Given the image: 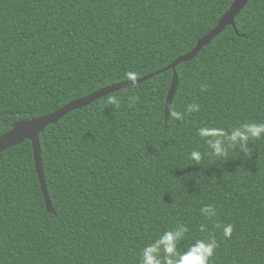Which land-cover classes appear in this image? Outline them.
I'll list each match as a JSON object with an SVG mask.
<instances>
[{
    "label": "trees",
    "instance_id": "trees-1",
    "mask_svg": "<svg viewBox=\"0 0 264 264\" xmlns=\"http://www.w3.org/2000/svg\"><path fill=\"white\" fill-rule=\"evenodd\" d=\"M234 0H0V137L192 52ZM198 55L75 110L39 135L47 210L32 142L0 153V264H139L177 223L180 249L215 236L209 264H264V136L210 154L197 128L264 122V0H251ZM204 86L202 89L201 86ZM120 99V107L107 103ZM138 97L134 105L129 96ZM199 149L200 165L189 153ZM214 205L217 216L200 213ZM232 224V237L222 227ZM206 229L201 231V225Z\"/></svg>",
    "mask_w": 264,
    "mask_h": 264
},
{
    "label": "clouds",
    "instance_id": "clouds-1",
    "mask_svg": "<svg viewBox=\"0 0 264 264\" xmlns=\"http://www.w3.org/2000/svg\"><path fill=\"white\" fill-rule=\"evenodd\" d=\"M128 80L134 81L136 74L127 72ZM202 89L204 86H201ZM129 104L134 105L138 97L129 96ZM107 103L116 108L120 107L119 97L109 96ZM200 106L196 103H190L185 111H171V116L175 120H184L186 116L198 112ZM197 135L204 141L210 154L215 156L218 161L227 160L229 149L239 148L241 151H247L251 139H260L264 136V122L261 123H240L239 126L225 129L223 127H214L208 124L197 128ZM201 151L193 149L189 153V159L193 164L200 165L203 159ZM200 213L205 219L212 220L217 216V209L214 205H205L200 209ZM222 227L223 236L231 238L233 233L232 224L217 225ZM206 229V225H201V231ZM189 229L182 223H177L173 228L166 229L159 234L157 239L151 240L141 249L139 254V264H209V260L215 254L218 248V242L215 236L209 235L208 238H197L194 242L185 245L184 250L180 249V244L186 239V233Z\"/></svg>",
    "mask_w": 264,
    "mask_h": 264
},
{
    "label": "water",
    "instance_id": "water-1",
    "mask_svg": "<svg viewBox=\"0 0 264 264\" xmlns=\"http://www.w3.org/2000/svg\"><path fill=\"white\" fill-rule=\"evenodd\" d=\"M250 1L251 0H234L229 10L219 20V23L216 26V28L212 32H210L207 36L200 39L192 52L178 58L173 64L166 67L165 69L138 80L107 86L101 90L92 93L89 96L83 97L81 99L69 103L68 105L64 106L63 108L57 110L56 112L50 115L43 116L37 119L33 118L30 120H22L20 122H17L16 124L13 125V128L9 132L5 133L0 137V153L10 148L20 146L26 140L32 142L35 166L41 184V189L45 198L47 210L50 213H54V208L46 185L39 135L42 134L49 125L56 124L59 120H61L66 115H68L69 113L75 110H79L81 108L89 106L93 102L111 93H114L122 89L130 88L134 85L143 83L162 73L172 70L174 75L166 102V121H167L170 116L172 103L177 93L178 85H179V77L176 71L177 67L184 62H188L194 59L204 47L210 45L211 42L218 35H220L227 27L232 26L235 28L236 27L235 22L237 16L245 9V7L248 5Z\"/></svg>",
    "mask_w": 264,
    "mask_h": 264
}]
</instances>
